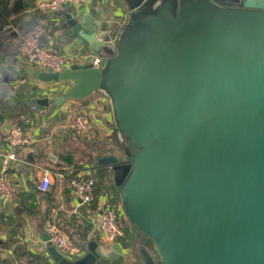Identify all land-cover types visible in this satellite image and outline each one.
Segmentation results:
<instances>
[{"label":"water","instance_id":"95a60500","mask_svg":"<svg viewBox=\"0 0 264 264\" xmlns=\"http://www.w3.org/2000/svg\"><path fill=\"white\" fill-rule=\"evenodd\" d=\"M121 3L124 30L95 12L66 14L88 62L33 77L70 83L58 106L110 97L126 158L100 165L151 242L145 264H264V0ZM46 242L55 264H126L120 243L91 242L72 261Z\"/></svg>","mask_w":264,"mask_h":264},{"label":"crops","instance_id":"0c3cea01","mask_svg":"<svg viewBox=\"0 0 264 264\" xmlns=\"http://www.w3.org/2000/svg\"><path fill=\"white\" fill-rule=\"evenodd\" d=\"M38 1L0 0V14L14 11L0 17V169L9 150L12 127H20L29 139L28 144L15 149L16 157L9 163L8 174L16 188V198L0 196V264H55L47 251L50 225L66 235L72 250L64 256L76 261L87 254L91 242L105 244L100 231L105 205L120 206L117 192L101 179L104 170L112 173L110 167L100 165L101 158H126L127 143L117 128L110 97L101 90L87 100L56 105L70 83L35 79L34 72L44 70L17 54L16 31L4 28L13 23L22 31L43 24L45 48L80 56L77 63L86 64L84 57L89 54L77 45L76 39H69V30L63 28L65 15L95 12L111 24L119 22L124 30L130 14L121 0H85L78 7L68 5L47 13L35 11ZM43 98L49 100L48 106L34 103ZM81 114L93 120V131L88 134H78L71 128L73 119ZM46 172L52 183L43 192L40 186ZM88 175L99 184L96 199L89 205L81 203L70 185L72 179ZM119 218L125 235L117 243L123 248L126 264H145L141 252L144 248L152 252L151 242L131 225L121 207Z\"/></svg>","mask_w":264,"mask_h":264},{"label":"built area","instance_id":"2783aa9c","mask_svg":"<svg viewBox=\"0 0 264 264\" xmlns=\"http://www.w3.org/2000/svg\"><path fill=\"white\" fill-rule=\"evenodd\" d=\"M84 1L85 0H40L36 3L34 9L41 13L58 12L68 5L78 7L82 5ZM4 29L18 32V43L16 46L17 54L29 64L37 65L44 71L61 72L65 68L76 64L77 61L81 59V57L77 55H66L45 48L42 45V38L45 34V26L43 24L38 23L28 29L18 31L13 23H8ZM84 58L88 60L89 56L87 55ZM99 63L100 59H96L94 62L95 65ZM71 128L78 134H88L93 131V120L88 115H78L71 122ZM8 140L9 150L0 169V196L13 200L16 198L17 192L9 178V163L16 157L15 149L28 144L29 139L20 127L14 126L10 130ZM51 183V176L46 172L41 182V190L47 192ZM95 184V179L90 175L74 178L70 182L76 197L82 204L87 205L92 204L96 199ZM120 207L121 206L118 207L110 203L106 204L102 209L100 216V231L107 245L116 244L117 241L125 235L124 227L119 218ZM48 235L52 245L63 255L68 254L72 250L68 238L57 226L50 225L48 227Z\"/></svg>","mask_w":264,"mask_h":264},{"label":"trees","instance_id":"16d2710c","mask_svg":"<svg viewBox=\"0 0 264 264\" xmlns=\"http://www.w3.org/2000/svg\"><path fill=\"white\" fill-rule=\"evenodd\" d=\"M101 179L107 180L108 181V184L113 183V186H114V181H113V178H112V173H110L109 171L104 170V173L102 174ZM97 187H99V184L96 182V184H95V195H96ZM117 197H118V201H119L118 202V205H119L120 199H119L118 192H117Z\"/></svg>","mask_w":264,"mask_h":264},{"label":"rangeland","instance_id":"374dc122","mask_svg":"<svg viewBox=\"0 0 264 264\" xmlns=\"http://www.w3.org/2000/svg\"><path fill=\"white\" fill-rule=\"evenodd\" d=\"M114 186H115V184H114ZM113 186V183H111V184H109V187H110V189H112L114 192H118V188L115 186L114 187ZM151 247H152V245H151ZM144 250H146V249H142V252H144ZM147 252H148V254L150 255V254H152L153 255V253L150 251V250H146ZM145 253V252H144ZM144 253L142 254V257H143V255H144ZM144 259V258H143ZM145 261V260H144ZM145 263H146V261H145Z\"/></svg>","mask_w":264,"mask_h":264}]
</instances>
